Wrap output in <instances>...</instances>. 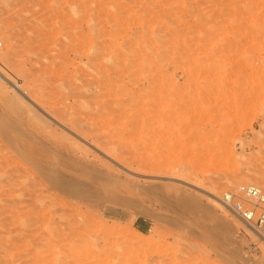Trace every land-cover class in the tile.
Returning <instances> with one entry per match:
<instances>
[{
  "label": "rangeland",
  "instance_id": "1",
  "mask_svg": "<svg viewBox=\"0 0 264 264\" xmlns=\"http://www.w3.org/2000/svg\"><path fill=\"white\" fill-rule=\"evenodd\" d=\"M0 40V264H264L218 201L264 186V0H0ZM69 152L122 190L64 176ZM62 179L90 189L70 223L43 203Z\"/></svg>",
  "mask_w": 264,
  "mask_h": 264
},
{
  "label": "bare ground",
  "instance_id": "2",
  "mask_svg": "<svg viewBox=\"0 0 264 264\" xmlns=\"http://www.w3.org/2000/svg\"><path fill=\"white\" fill-rule=\"evenodd\" d=\"M154 38V37H153ZM157 38V37H156ZM159 40V39H158ZM156 42H157V40H156ZM155 42V43H156ZM173 42V41H172ZM2 46V45H1ZM165 46V45H164ZM124 55V54H123ZM138 56V55H137ZM136 57V56H135ZM146 57V56H145ZM128 58V57H127ZM152 58V57H151ZM8 58H7V55H2L1 57H0V65H2L3 63H5V61L7 60ZM140 59V58H139ZM132 60V59H131ZM140 61V60H139ZM141 62V61H140ZM139 62V63H140ZM135 65V64H134ZM116 66V65H115ZM112 71V70H111ZM130 74V73H129ZM107 78V77H106ZM108 79V78H107ZM59 80V79H58ZM62 82V81H61ZM72 95H79V94H77V93H73ZM173 101V100H172ZM172 101H170V103L172 102ZM175 101V100H174ZM175 103H177V102H172V105H174ZM73 105H74V102H73ZM169 105V104H168ZM72 106V105H71ZM118 106V105H117ZM73 107V106H72ZM71 107V108H72ZM66 108V107H65ZM74 109L72 110V111H74V113H75V110L77 109V108H75V106L73 107ZM68 108H66V109H62V108H55L54 109V111H53V114H55L58 118H61L62 120H65V119H68V120H70V124L74 127V128H76V129H79L78 131H82L81 129H83L84 131H82V133L84 134V136L85 137H96V138H100V135L99 134H96V132L92 129V128H90V127H88V126H85V125H81V124H78L77 122H76V120L75 119H73L74 118V116L71 114V113H73L72 111L71 112H69L70 110H67ZM119 109V108H118ZM76 114V113H75ZM71 116L73 117V118H71ZM19 122H25V119H21V118H19ZM96 126V125H95ZM98 129V128H97ZM102 129V128H101ZM96 130V129H95ZM101 133V132H100ZM8 134V133H7ZM6 134V135H7ZM109 135V134H108ZM128 135V134H127ZM126 135V136H127ZM123 136V135H122ZM113 137V136H112ZM120 137V136H119ZM128 137V136H127ZM117 138V137H116ZM125 138V137H124ZM114 139V138H113ZM99 144V143H98ZM101 146H103V148H104V150L107 152V153H109L111 156H114V157H116V158H119L120 157V159L121 158H123V161L125 162V163H128V164H126V165H129L130 164V166L132 165H137L136 167H138V168H140V167H143L144 168V166H143V164H141V162H139V161H137V159L136 160H129V157L127 158L126 157V154L128 153V151L126 150V148L125 147H123L122 145H121V143L119 144V143H117V141L114 143V142H111V143H108V142H106V143H101L100 144ZM130 149V148H129ZM84 150V149H83ZM86 151V150H85ZM131 152V151H130ZM129 154V153H128ZM82 155V153H80V155L78 154V153H74V152H69L68 153V155H67V157L64 159L65 161H67L66 162V165H65V168L63 167L64 165V163L62 164L63 166V168H64V176H68V175H77L78 177H80V176H83L82 178L80 177V179L81 180H84V183L82 182V184H86V185H89V184H87V182L89 183V182H91V183H96V184H98V186H99V188H100V186H101V189L100 190H102V189H105V186H107V184H111V182H113V181H116V180H118L119 178H116L115 176H113L112 175V172L110 171V169H109V166H108V164H107V166L108 167H106V168H102L101 167V163H99V164H91V163H89L88 161L86 162H84L83 161V159H85L84 158V156L82 157L81 156ZM83 155H85V153L83 154ZM110 156V157H111ZM132 157V156H131ZM39 158V157H38ZM113 158V157H112ZM114 159V158H113ZM63 160V161H64ZM62 161V160H61ZM62 161V162H63ZM64 161V162H65ZM62 162H60L59 164H57V165H54V168H60L61 167V163ZM121 162H122V160H121ZM147 165V164H146ZM41 169H43V168H41ZM86 170V171H85ZM44 171V170H43ZM62 171V170H61ZM85 171V172H84ZM40 172H42V171H40ZM63 172H57V175H55L54 177H60L61 175H63L62 174ZM65 173H68V174H65ZM85 173L87 174V175H85ZM41 174H43V172L41 173ZM44 175V174H43ZM46 176V178L47 179H54V177L53 176H50L49 174H46L45 175ZM67 178V177H66ZM70 179H72L73 181H76V183H78V182H80L81 180H79V179H76L75 177L73 178H71V177H69V180ZM66 180V179H65ZM61 182V183H60ZM60 184H59V186L57 187V185H56V189L59 191V192H63V194H64V196L65 197H63V198H61V197H57L58 199H56V202H55V200H54V205H52L53 203H49L48 204V202L49 201H47V203L44 201L43 203H45L44 204V207L47 209V211H45V212H47V216L49 217V215L50 214H53L56 210H59V211H61L62 213H61V215H60V219L62 220V219H66L65 220V222H69L70 223V214L68 213V211L69 210H71L73 207H71V206H75V205H77L76 204V202L77 201H82L83 203L85 202H88V191H87V189H88V187L89 186H87V188L86 189H84L83 188V190H73V188H68V187H66L65 185H63V183H64V181H63V179L62 180H60ZM119 182L120 181H118V184H119ZM116 183L117 182H113V188H114V184H115V188H114V190L116 191V190H119V189H121V187L119 188L118 186H120V185H118V186H116ZM95 184V185H96ZM98 186H96V187H98ZM91 187H92V185H91ZM90 187V188H91ZM95 187V188H96ZM93 188V187H92ZM94 188V189H95ZM112 188V189H113ZM123 188V187H122ZM126 188H128V186L126 187ZM126 188L124 187L123 189H124V193H125V190H126ZM97 189V188H96ZM95 189V191H97ZM88 190H90V189H88ZM93 190V189H92ZM105 190H109V189H105ZM122 190V189H121ZM99 191V190H98ZM110 191H112V190H110ZM115 191H113V192H115ZM130 191V190H129ZM128 191V192H129ZM103 192V191H102ZM101 192V193H102ZM105 192V191H104ZM93 193H94V191H93ZM117 193V192H116ZM121 193H123V192H121ZM91 194V192H89V195ZM96 194V193H95ZM46 196V195H45ZM94 196V195H93ZM92 196V197H93ZM91 197V196H90ZM214 197H215V195H214ZM42 198V197H41ZM44 198V197H43ZM47 198V197H46ZM217 198V197H216ZM90 199V198H89ZM92 199V198H91ZM92 200H94V199H92ZM89 201H91V200H89ZM56 203V204H55ZM85 203H84V205H85ZM86 205H89L88 203L86 204ZM91 205V204H90ZM79 207H81V206H79ZM68 208V209H67ZM71 208V209H70ZM41 209H43V208H41ZM46 209H44V210H46ZM73 210V209H72ZM54 211V212H53ZM79 211V210H78ZM44 212V211H43ZM52 212V213H51ZM70 212V211H69ZM56 213V212H55ZM71 213V212H70ZM79 213H80V211H79ZM42 214H44V213H42ZM73 214V213H72ZM75 214V213H74ZM83 214V213H82ZM41 215V214H40ZM44 215H46V213L44 214ZM73 216H75V215H73ZM79 216H80V214H79ZM90 216V215H89ZM38 217V216H37ZM54 217V216H53ZM69 217V219H67ZM71 217H72V215H71ZM33 218V217H32ZM75 218V217H74ZM74 218H72V219H74ZM81 217H79V219H80ZM88 217H86V219H87ZM36 219V218H35ZM43 219V218H42ZM83 219V218H82ZM31 220V219H30ZM38 220V219H37ZM44 220V219H43ZM42 220V221H43ZM46 220V219H45ZM32 221V220H31ZM38 221H41V218H40V220H38ZM48 221V220H47ZM49 221H50V219H49ZM82 221V220H81ZM84 221V220H83ZM87 221V220H86ZM242 221V220H241ZM33 222V221H32ZM45 222V221H44ZM58 223H60V220H58L57 221ZM63 222V221H62ZM76 222V221H75ZM88 222V221H87ZM243 222V221H242ZM26 223V222H25ZM35 223H36V221H35ZM35 223H34V225H35ZM57 223V224H58ZM71 223H73V221L71 222ZM84 223V222H83ZM244 223V222H243ZM64 224V223H63ZM77 224V223H76ZM85 224V223H84ZM244 224H246V223H244ZM59 225V224H58ZM58 225H57V227H58ZM70 225V224H69ZM72 225H74V224H72ZM81 225V224H80ZM80 225H79V228H81V227H83L82 225H81V227H80ZM85 225H87V224H85ZM27 226H29V225H27ZM55 227H56V225H55ZM77 227H78V225H77ZM77 227L75 228V229H77ZM246 227L248 228V230L251 232V233H253L254 235H256L257 236V233L250 227V226H248L247 224H246ZM63 228H64V226H63ZM67 228H68V225H67ZM57 229H58V231H57ZM56 229V234L57 233H60V231L61 230H59L60 228H57ZM62 229V228H61ZM72 229V228H71ZM63 229L62 231H64V230H66V233H67V231L68 230H70V231H72V232H69L70 234H72L73 233V230L74 229ZM53 230V229H52ZM79 230V229H78ZM82 230H84V229H82ZM77 231V230H76ZM79 231H81V230H79ZM78 231V232H79ZM51 232H53V231H51ZM65 232V231H64ZM83 232V231H82ZM85 232V231H84ZM54 233V232H53ZM53 233H51V235H53ZM66 233H65V235H66ZM68 233V234H69ZM50 235V236H51ZM61 235H62V233H61ZM64 235V234H63ZM63 235H62V237H63ZM72 235H74V234H72ZM56 236V235H55ZM58 236V235H57ZM96 236V235H95ZM60 237V236H59ZM65 237V236H64ZM69 237V236H68ZM68 237H66V239L68 238ZM71 237H73V236H71ZM76 237V236H75ZM53 238V237H52ZM55 238V237H54ZM61 238V237H60ZM70 238V237H69ZM99 238V237H98ZM65 239V238H64ZM58 240H59V238H58ZM62 240V239H61ZM71 240V239H70ZM51 242V241H50ZM262 242V241H261ZM94 246V245H93ZM79 252H81V251H79ZM83 253V252H82ZM85 253V252H84ZM81 254V253H80ZM92 254V253H91ZM93 256V255H92ZM89 259V258H88ZM78 260H80V259H78ZM75 261H77V260H75Z\"/></svg>",
  "mask_w": 264,
  "mask_h": 264
},
{
  "label": "built area",
  "instance_id": "3",
  "mask_svg": "<svg viewBox=\"0 0 264 264\" xmlns=\"http://www.w3.org/2000/svg\"><path fill=\"white\" fill-rule=\"evenodd\" d=\"M2 42L0 40V48ZM219 204L250 226L264 241V186L240 184L224 190Z\"/></svg>",
  "mask_w": 264,
  "mask_h": 264
}]
</instances>
